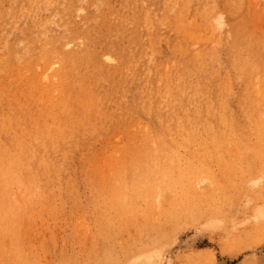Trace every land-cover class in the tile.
I'll return each mask as SVG.
<instances>
[{"label":"bare ground","instance_id":"obj_1","mask_svg":"<svg viewBox=\"0 0 264 264\" xmlns=\"http://www.w3.org/2000/svg\"><path fill=\"white\" fill-rule=\"evenodd\" d=\"M12 1L5 8L0 0V220L9 218L0 227L17 225L11 218L53 211L64 196L58 193L61 187L73 196L84 180L96 186L99 149L154 154L147 160L138 157L146 171L129 179L148 184L158 174L154 162L172 164L170 154L181 150L211 154L232 146L242 152L264 149V35L234 33L228 39L232 42L221 41V12L231 15L232 1L153 0L144 5L124 0L135 14L120 22L133 30L116 24L117 37L105 40L109 60L119 59L113 65L91 49L108 25L95 21L76 27L71 21L93 18L86 16L85 6H74L73 0ZM120 38L129 43L119 47ZM224 49L228 53L223 56ZM148 50L150 58L145 56ZM91 142L101 145L95 149ZM157 152L164 156L158 158ZM168 167L163 173L170 185L182 184L184 179L173 177L175 170ZM190 177L180 199L200 201L198 181ZM152 189L146 196L147 217L160 219L161 205L168 207L174 193L161 189L155 194ZM107 250L102 264H113V253ZM95 254L93 248L86 262L77 264H96L91 262ZM135 256V262L145 260Z\"/></svg>","mask_w":264,"mask_h":264},{"label":"rangeland","instance_id":"obj_2","mask_svg":"<svg viewBox=\"0 0 264 264\" xmlns=\"http://www.w3.org/2000/svg\"><path fill=\"white\" fill-rule=\"evenodd\" d=\"M3 1L6 2V8L11 0ZM99 1L73 0L74 6H85V11L88 10L90 13L86 16L93 18L89 20L84 18V21L80 17H74L71 21L75 20L76 27H82L86 22L95 21L108 25L97 38V43L91 45L93 46L91 49L107 65H113L116 62L118 64L119 59L113 61L114 57L113 60L110 58L111 62L107 57L109 53L107 54L105 40L117 37L115 35L117 27L115 26L116 24L121 25L120 21L126 19V15L134 16L135 13L131 12L133 5L129 7V4H126L124 0ZM230 2L234 5L231 15L221 12L225 21V25L221 26L223 29L219 33L223 39L225 38L224 41L221 39L223 43L232 42L228 39H231L230 36L234 33L264 35V0H236V2L230 0ZM152 3L153 0H141V4L144 5H152ZM236 5H240V8ZM237 8H239L238 11ZM109 13L112 14L113 19ZM126 25L122 24L121 26L133 30L132 26ZM132 39L129 37L130 42ZM126 41L129 43L127 39L120 38L116 40V44L123 47ZM223 48L226 47L223 46ZM224 50L221 51L223 56L224 52L228 53L226 49ZM146 52L144 55L150 58L152 52L150 50ZM154 56L157 55L154 54ZM147 66L152 67L149 63ZM234 89L238 90L236 87ZM233 103L235 104L236 101ZM91 144L95 145L93 142ZM98 144L95 145V149L100 147L101 144ZM232 148H234L233 151ZM106 152L99 149L95 153V162L98 165L97 173L100 179L96 186L89 185L84 180L78 185L79 193H75L73 196L66 194L65 189L61 187L58 193L60 196H64L58 203L56 202L57 205L53 211L36 212L37 214L34 213L35 215L33 214L34 216L31 217L29 215L20 216L18 220H23L26 223L25 226L24 222L20 221L21 223L18 225L17 218H11L10 220L16 219L19 228L11 223L9 224L14 228H10L8 223L4 224L7 226H3V228H9L0 227V260L4 259L5 261H0L1 263L12 264V261H20L21 264H77L82 261L86 262V257L94 248L96 259L91 262L96 264H102L105 257L107 258L103 254L107 249H109V251L107 250L109 254L113 253L111 255L115 258L113 264H119L118 262L121 261L124 264H264V233L262 232L264 231V149L242 152L232 146L221 152L223 155L220 152H212L211 155L210 153L181 150L177 154H170L172 164L170 162L163 167L158 160L154 162L153 167L155 172L158 171V174L153 175L156 179L153 184H148L146 181L145 183L131 182L129 179H135L137 175L146 171L137 158L144 157L146 159L154 154L133 152H107L108 154H106ZM155 155L158 158L164 156L163 153L158 152ZM78 156L80 157V155ZM104 160L105 164L108 162L103 166L105 169L102 167ZM181 161L183 166L180 165ZM168 166L171 170H175L171 173L173 177L178 178L181 182L184 179L183 185L180 182L176 183V186L175 184L170 185L167 181L168 175L163 173L169 172L167 171L169 170ZM179 171L182 175L178 174ZM188 177L197 179L198 183L195 188L202 196V199L199 198L200 201L187 202V200L180 199L186 191L184 189L189 188L185 180ZM126 178L129 181L125 182ZM201 180L203 183L199 182ZM165 181L168 182L169 185L166 183L168 186ZM152 186V192L155 194H158L157 191L161 193V189L170 195L174 193L172 194L174 198L172 196L169 204L167 203L171 207H162L163 204L161 205V210H164L161 214L166 219L154 217L158 219L156 220L157 224L154 218L147 217L146 210V196ZM127 191L130 192L127 193ZM4 220H9V218L0 221L4 222ZM179 225H181V229ZM259 225L262 226L258 227ZM124 251L126 253L129 251L131 254L126 255ZM132 254H136L139 259L143 257L145 260L143 261L141 258V261L135 262V255L132 256ZM208 257H213V262ZM198 259L200 260L198 261Z\"/></svg>","mask_w":264,"mask_h":264}]
</instances>
